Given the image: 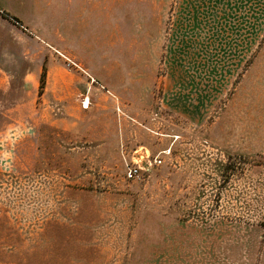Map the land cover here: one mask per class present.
I'll use <instances>...</instances> for the list:
<instances>
[{
    "label": "rangeland",
    "instance_id": "obj_1",
    "mask_svg": "<svg viewBox=\"0 0 264 264\" xmlns=\"http://www.w3.org/2000/svg\"><path fill=\"white\" fill-rule=\"evenodd\" d=\"M0 264H264V0H0Z\"/></svg>",
    "mask_w": 264,
    "mask_h": 264
},
{
    "label": "crops",
    "instance_id": "obj_2",
    "mask_svg": "<svg viewBox=\"0 0 264 264\" xmlns=\"http://www.w3.org/2000/svg\"><path fill=\"white\" fill-rule=\"evenodd\" d=\"M60 14H75L81 13L82 10H59ZM78 11V12H77ZM85 11V10H84ZM90 12V10H89ZM58 58L52 60L50 57H45L40 69H36V73L42 78L44 66L46 68V84L45 92L39 96L42 97V103L40 104L42 112L48 111L51 106L49 105L51 100H59L63 102H73V99L82 91L88 92L89 98L84 101L85 107L89 106V100L91 95H94V91L97 90L96 81L94 75L90 72V68L86 67L82 62H76L71 54L64 52L60 49H56ZM75 71L70 73L66 70L65 66H72ZM36 75V77H37ZM40 86V85H39ZM40 88V87H39ZM48 96V98H46ZM53 96V98H51ZM87 96V95H86ZM65 109V105L63 103ZM85 109V108H84ZM62 122H65L62 119Z\"/></svg>",
    "mask_w": 264,
    "mask_h": 264
},
{
    "label": "built area",
    "instance_id": "obj_3",
    "mask_svg": "<svg viewBox=\"0 0 264 264\" xmlns=\"http://www.w3.org/2000/svg\"><path fill=\"white\" fill-rule=\"evenodd\" d=\"M141 164L138 165V168L131 169L129 172L130 178H135L139 175L140 171H149L153 166H158L162 163V160H152L149 156H141Z\"/></svg>",
    "mask_w": 264,
    "mask_h": 264
},
{
    "label": "trees",
    "instance_id": "obj_4",
    "mask_svg": "<svg viewBox=\"0 0 264 264\" xmlns=\"http://www.w3.org/2000/svg\"><path fill=\"white\" fill-rule=\"evenodd\" d=\"M5 17H9L8 14L3 13ZM16 24H19V20H17L16 18H11ZM45 83H46V68L44 67V72L42 73V78H41V85H40V89L43 90V88L45 87Z\"/></svg>",
    "mask_w": 264,
    "mask_h": 264
}]
</instances>
